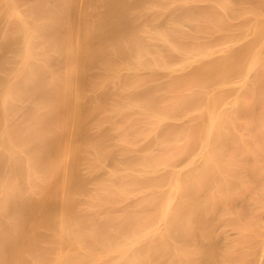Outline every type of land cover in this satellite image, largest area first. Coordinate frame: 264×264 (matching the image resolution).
I'll return each mask as SVG.
<instances>
[{
  "label": "bare ground",
  "instance_id": "obj_1",
  "mask_svg": "<svg viewBox=\"0 0 264 264\" xmlns=\"http://www.w3.org/2000/svg\"><path fill=\"white\" fill-rule=\"evenodd\" d=\"M0 264H264V0H0Z\"/></svg>",
  "mask_w": 264,
  "mask_h": 264
}]
</instances>
